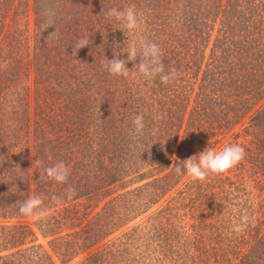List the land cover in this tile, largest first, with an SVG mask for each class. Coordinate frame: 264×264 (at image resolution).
<instances>
[{"label": "trees", "instance_id": "trees-1", "mask_svg": "<svg viewBox=\"0 0 264 264\" xmlns=\"http://www.w3.org/2000/svg\"><path fill=\"white\" fill-rule=\"evenodd\" d=\"M32 4L34 37H40L42 51L66 48L67 56L56 52L52 61L56 72L38 70L32 81L33 99L16 82L26 78V68L11 67L18 70L9 80L12 94L23 88V101L8 126L0 129V219L21 218L20 205L31 196L42 199L45 212L34 224L38 233L25 224L6 231L1 227L0 252L8 244L34 243L39 234L51 238L54 256L35 247L34 255H25V249L6 259L0 256V264L3 260L8 263L2 264H55L53 257L66 264L81 254L78 264H144L126 249L141 225L116 234L172 190L183 177L175 172L177 163L182 166L180 160L220 145L221 140L243 148L260 144L254 159L261 162L260 155L264 157V0H33ZM120 6H135L141 14V34L159 45L165 70H175L169 83L158 77L144 79L136 71L126 78L107 72L105 57L110 59L113 38L121 37L120 47L136 40L126 30L116 32L121 22L100 13L101 7ZM50 12L54 26L42 32L45 13ZM84 37L92 43L74 57L72 47ZM126 66L131 69L133 64ZM137 114L145 123L138 137L132 125ZM166 142L167 155L162 151ZM175 153L178 161L167 171L165 162L169 164ZM58 161L69 169L65 183L39 179L45 167ZM215 181L222 183L220 178ZM200 183L196 181L191 203L211 199L210 186ZM127 184L139 185L128 189ZM69 189L75 190L74 196L68 195ZM173 202L174 197L156 212L155 220L172 219ZM156 236L162 243L160 252L164 246L172 247L169 238L166 242L162 234ZM257 245L255 241L248 253L256 254ZM200 248L196 243L194 252ZM184 251L188 252L175 248L172 253L178 257Z\"/></svg>", "mask_w": 264, "mask_h": 264}, {"label": "rangeland", "instance_id": "rangeland-1", "mask_svg": "<svg viewBox=\"0 0 264 264\" xmlns=\"http://www.w3.org/2000/svg\"><path fill=\"white\" fill-rule=\"evenodd\" d=\"M32 3L33 0H0V94L2 96V102L0 103V129L8 126L6 123H8L9 117L13 116L19 109L20 103L23 101L20 94L23 88L24 93L28 92L29 97L33 99L32 81L37 76L38 70H42H40L39 74L47 70L56 72L53 69L55 67L52 62L54 57L57 54L60 55L61 52V56L64 58L67 56L65 54L66 48H63V51L59 49L54 51L51 46L49 53L44 50L42 51V48H40V45H42L40 37H37V39L34 37L35 28ZM120 8L122 9V6ZM144 14L147 15V11ZM45 15L47 20L53 17V12L49 14L45 13ZM119 29L116 32L124 33L122 23L119 25ZM117 36L121 35L118 34ZM122 42L121 37L113 38V45L109 53L110 59L113 58L114 46ZM115 50L119 51L118 48ZM14 56L18 57L17 60H20L17 64L14 62ZM18 64L26 68L24 70L27 72V75L22 80H16L20 86L24 87H18V95H13V84L9 83V80L15 77V72L18 70L22 71V69H19ZM11 67H14L13 70H18L13 72ZM6 89L10 92L9 94H5ZM237 130L235 128L233 135L237 133ZM168 131H171V129ZM165 138H168L167 134H165ZM222 141L224 140L220 141V145L217 143L209 148L218 151V149H222L226 145H231ZM181 142L175 147L174 151L181 146ZM203 145L208 146L209 141H205ZM200 147L198 146V148ZM255 147L247 144L246 148H244V159L228 172L211 176L201 183L199 181L201 185L206 182L202 186H210L212 200L210 198L207 200L199 199L191 203L190 200L192 199L189 198L195 190L196 181L191 180L187 175H183L160 202L149 207L141 217L126 224L116 234L118 237L123 232L131 231L141 225L140 231L131 234L133 241L126 248L128 253L139 260L143 259L144 264H264V164H262L264 157L260 155L261 162L254 159V156L258 154L259 148L261 150L260 144L259 148ZM162 151L167 155V142L162 143ZM166 155H162L163 157L161 158L165 160ZM177 158L178 156L175 153L171 157L169 164H167L168 161L165 162L167 171L173 169L174 164L178 161ZM167 171L162 174H165ZM216 178H220L222 183L215 181ZM129 180L127 179V182ZM138 185L127 184V187L128 189H132ZM187 195L189 197L186 199ZM173 197L174 202L171 207L176 208L174 210V214L176 215L172 219L170 216L163 218L159 223L160 219L155 220L154 218L156 212L168 206ZM191 198L197 199L196 196ZM188 204L195 208V210H191ZM243 210H247L250 217L249 223L242 232L236 233L232 231V226L239 220L240 212ZM39 217L22 215L21 218H15L11 221L0 219V228L2 227L6 231L7 229L5 228L25 224L28 228L34 229L38 233L34 224H36ZM167 219H170V224H164ZM158 234H162L166 242L167 238H169L171 242L167 243H172L170 244L172 247L168 248V246H164L162 252H160L158 245L162 246V243L159 244L160 235L156 236ZM112 236L114 237V235ZM2 238L0 236V242H2ZM110 239L111 237L109 236L106 241ZM49 240L51 238H42L37 234L34 243L29 242L22 246L14 245V247L13 243L8 244L7 250H2L0 256L6 259L9 255L25 249H27L25 255H34L33 253H36L35 247H38V251L39 248H42V250L54 256L49 245ZM255 241L258 243V252L256 254L252 251L248 253L249 247ZM196 243L201 246L199 253L194 252ZM188 245L192 247L191 250L187 248ZM175 248H179L180 250L186 249L188 252L184 251L183 254H179L177 257V255H174L175 252L172 253ZM153 249L156 251V254H151ZM245 254H247L246 257L244 256ZM82 256L83 254L66 264H78ZM12 259H14V256ZM53 260L55 264H62L55 257H53ZM3 261L8 263V260Z\"/></svg>", "mask_w": 264, "mask_h": 264}, {"label": "clouds", "instance_id": "clouds-1", "mask_svg": "<svg viewBox=\"0 0 264 264\" xmlns=\"http://www.w3.org/2000/svg\"><path fill=\"white\" fill-rule=\"evenodd\" d=\"M108 19H115L122 23V27L128 33L136 36L133 43L126 47L120 45L114 46L113 58L105 57L104 67L110 75L118 77H128L130 72L136 71L144 79L155 80L157 77L163 84L169 83L176 76L175 70L166 71L162 60V52L158 44L148 41L141 34L144 21L141 14L138 13L135 6H128L124 9L111 7L108 9L101 7V12ZM99 13V14H100ZM54 15V14H53ZM54 26V19L50 17L45 21L42 32L49 27ZM55 28V27H54ZM53 31L49 36L53 35ZM92 43L90 37L79 39L72 47L71 55L74 57L79 50L89 47ZM118 48L119 51L115 49ZM126 54V58H121ZM137 59L139 62L136 63ZM132 62L133 67L129 69L126 65ZM155 119H161L160 116ZM133 132L135 136L143 135L145 128L144 117L137 114L132 120ZM245 157V149L238 144L226 145L219 151L205 147L201 152L194 154L182 162L175 165V172L178 175H187L193 181H205L207 178L215 175H221L236 167ZM176 159V158H175ZM40 166L41 162L36 161ZM69 169L63 161H58L51 166L44 168V176L39 179H51L57 183H65L68 179ZM68 195L74 196L75 190L69 189ZM42 199L39 196H31L20 205L19 211L25 216H41L45 209L41 206ZM247 210L240 212L239 220L232 226V231L242 232L249 223Z\"/></svg>", "mask_w": 264, "mask_h": 264}]
</instances>
